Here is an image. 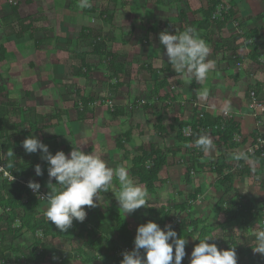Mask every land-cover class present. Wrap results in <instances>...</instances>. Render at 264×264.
<instances>
[{
    "label": "rangeland",
    "instance_id": "374dc122",
    "mask_svg": "<svg viewBox=\"0 0 264 264\" xmlns=\"http://www.w3.org/2000/svg\"><path fill=\"white\" fill-rule=\"evenodd\" d=\"M209 1L90 0L92 6L81 9L78 6L79 0H0V51L2 47L5 49L4 59L0 61V103L10 99L15 106L25 107L26 110L22 117H14L15 122L21 124L18 129L10 132L15 146L5 150L2 145L6 140H0L2 159L8 157L6 154L9 151L15 154L20 150V160L31 161V155L23 148L26 138L35 136L42 142L48 138H57L62 146L69 147V153L75 145L86 154L100 156L113 169L121 166L128 168L131 176V158L136 154L135 149L141 145L149 148L150 143H158L168 155V165L160 175L165 178L161 179L156 192L149 194L151 207L142 206L126 216L113 194L120 189L119 180L114 177L109 191L100 193L101 200L97 201L96 207L84 206L87 211L84 222L99 213L112 226L114 221H111V215L117 213L133 229L135 237L132 248H135L140 225L152 221L161 226L162 216L154 211L163 206L169 215L165 225H171L177 234L181 220L199 223L195 232L193 228L189 230L191 237L185 247L187 255L182 264H190L191 252L200 243L192 237L212 236L214 238L209 243L217 244L221 250H227L230 241L234 239L243 247L244 229L240 225V218L231 214L230 210L234 213L241 198L246 199V203L259 213L264 206L262 174L252 175L245 169L239 170L241 164L236 158L245 155L247 165L257 170L261 167L264 169V165L255 163L250 157L255 153L252 142L244 145L241 151L238 148L223 149L217 140L223 129L217 126L212 130V136L207 135L212 139L214 149L205 154L195 145L180 142L176 131L171 129V125H190L195 113H210L214 116L222 115L226 119L232 118L237 122L244 119L246 127L243 137L250 141L253 133H264V99L262 107L254 108L252 102L247 104L245 97L251 86H259V91L264 92V50L257 45L258 43L260 46L259 42L264 41V0H221L225 5L237 6L240 12L238 22L230 24L225 33L230 41L220 37L221 32L215 29V24L212 26L213 36L204 32L205 37L202 30L194 26L210 47L207 60L214 62V69L203 84L194 79L189 82L187 77L177 74L168 63L166 48L160 43L159 34L163 31L172 34L181 32L184 15L190 23L197 22V18L201 17L199 10L207 8ZM13 7H17L19 19H26L31 26V30L25 32L22 39L7 33L13 28L20 30L17 22L5 21V18L13 14ZM217 13L215 17L219 16ZM140 22H143L141 27ZM240 23L262 31L261 40L254 39V36L238 43L241 35L249 30L247 27L239 28ZM174 26L175 31L171 30ZM32 32L41 41L39 44L31 38ZM144 33H147L146 36ZM9 40L17 46L15 50H10L4 44ZM19 43H22L21 47ZM216 43L225 47L222 45L217 50ZM251 44L254 46L251 49L262 53L258 62L253 57L239 61L236 51L240 52L244 48L247 54ZM96 45L100 47L99 53L94 50ZM152 57L155 60L149 63L148 60ZM80 58L91 65L88 77H77L72 73L73 65ZM116 72L122 76L119 82ZM162 79L168 80V86L158 94L162 97L159 99L156 90ZM78 88L84 89L82 95L93 99L92 112L83 121L79 120L76 110L81 103ZM204 88L208 89L206 98L198 95ZM163 93L170 94L172 99ZM225 105L229 107L228 112L223 111ZM28 108L36 109L37 114L44 118L38 131L30 129L33 122L29 121L31 115ZM25 118L28 119V124L24 122ZM156 122H162L169 131L163 137L154 132L153 125ZM129 130L133 131V135L129 142L126 141L125 150L118 148L117 140L124 141V134ZM258 150L262 151L257 144ZM37 152L44 170L42 176L35 174L36 182L41 185L38 213L45 215L47 202L44 198L51 191L49 164L42 159V151ZM224 155H227L231 163L233 184H222L215 174L203 173L201 169V165L216 162ZM192 162L195 167L192 175L194 183L197 181L202 187L195 199L190 198V194H194L198 186L189 187L185 183L186 169ZM35 167H32L33 172ZM5 172L2 166L0 185L9 177ZM51 183L55 184L56 180L53 178ZM50 224L54 232L58 230L55 225ZM19 225L17 222L14 227ZM5 226L3 221L0 225V244L7 246V260L1 259L0 264L24 262L26 259L23 253L34 264H105L104 260L117 257L116 250L110 249V239L123 243L116 235L110 239L87 237L82 223L74 221L73 227L67 232L50 238L52 253L45 257L47 259H43L40 258L43 249L41 246L35 247L27 230L3 240L2 231ZM203 227L207 231L205 235L201 232ZM259 230L258 224L247 234L254 247V233ZM38 237L43 238L40 233ZM173 251L175 253V249ZM57 252L62 254L58 261L55 260ZM236 252L238 264H249L248 255L242 254L240 250ZM256 253L253 250V254ZM109 262L113 264L111 260Z\"/></svg>",
    "mask_w": 264,
    "mask_h": 264
},
{
    "label": "trees",
    "instance_id": "16d2710c",
    "mask_svg": "<svg viewBox=\"0 0 264 264\" xmlns=\"http://www.w3.org/2000/svg\"><path fill=\"white\" fill-rule=\"evenodd\" d=\"M238 9L239 8L237 6H228L223 4L221 0H210L207 8H202L199 10V12H201V17L197 19V22L192 21V23H190L186 18V15H184L185 19L182 18L183 21L181 23L180 30L181 32H183L188 27L194 28V26H196L200 29H204L205 32H208V35L213 36L214 32L211 29L213 24H215L219 30H223L229 20L237 19L238 14L240 13ZM218 11L219 16L215 17L214 15ZM19 18L20 17L18 16L17 7H13V15H11L9 18H5V21L12 23L17 22L19 24L20 30L16 31L15 29H10L7 31V33H9V35L13 34L21 38L25 32L31 30V26L26 21V19L20 20ZM245 26V24L242 25L243 28H245ZM171 30L175 31V26ZM30 36L35 40L36 44H39L41 42L38 40V38H36L34 32H32ZM254 36H259V30H257L256 28L246 31L245 34L242 35V38L238 40V43H241L243 42V40L250 39ZM212 41L213 40H211V42ZM222 45L223 44L221 43H218V45L216 43L217 50L219 49V47L222 48ZM223 47L225 46L223 45ZM94 50L96 53H99V45H96ZM4 53L5 49L4 47H2L0 51V61L4 59ZM236 53L239 61L244 58V51H236ZM256 53L257 50H253L251 54L254 60L258 62V54L256 56ZM90 72L91 65H89V63L85 59L80 58L79 61H77L73 65L72 73L74 76L88 77ZM116 78L117 82H119L121 81L122 76H120L116 72ZM158 84L160 87L156 90L157 95L162 90H165V88H167L168 80L162 79L158 82ZM260 88L261 87L259 86H251L248 88L246 92V100L248 103H251L253 100L259 103L263 102L264 92L259 91ZM83 90V88H78L77 93L79 95V100L81 103H79L76 108L78 118L82 121L85 120L86 116L92 112L91 104L93 103V99L91 97L82 95ZM252 93H254L255 96H252ZM163 94L167 96V98L172 99L170 94ZM158 98L161 99L162 97L158 95ZM27 110H29V113L31 115V119L29 121L33 122L32 124H30V129L32 131L40 130L38 129V126L42 122H44V118L39 116L36 109L34 108H28ZM195 110L197 111V109ZM25 112L26 110L23 107L15 106L13 104V101L10 99L8 101L0 103V140H6L2 145L5 150H9L15 146L16 143L11 138L10 132L18 129V127L21 126V124H17L15 122L14 117H22ZM195 115L196 116L194 117L190 125H184L183 123L178 125L177 127L171 125V129L176 131V137L180 142H183L185 144H192L197 147L195 141L200 137V135L212 136V130L218 126L222 127L223 129V133L217 138V140L222 144L223 149H235L239 148L245 143H248L249 138L243 137L244 134L241 124L234 119H226L222 115L214 116L210 113H195ZM24 122L28 124V119L25 118ZM153 126L154 132L156 134H159L160 137H163L164 134L169 132L167 128L162 124V122H156ZM186 126L191 127L193 132L191 136L184 135L183 129ZM132 135V130L127 131L124 134V141L120 139L117 140V147L125 150V143L126 141L129 142L131 140ZM262 136L264 135L261 133H253L251 135V142L253 146L257 145L258 138ZM237 137L243 138L242 143L237 140ZM43 143L49 146V151L53 155H55L58 151H64L66 154H68L70 151L69 147L62 146L60 140L57 138L45 139ZM135 150L136 154L131 158V176L136 181V183L145 188L149 194H153L156 192L158 184L162 182L160 175L168 165V155L166 154L164 149L155 142L150 143L149 148L141 145ZM253 152L255 153H252L250 157L255 160V163H261L263 166L264 156L262 154V151L254 150ZM21 153L22 152L19 150L11 157L6 154V156H8L6 159H2L0 153V168L3 166L9 176L7 179H5V182L0 185V210L2 211L0 213V225L3 221H5L6 223L5 230L2 231L3 240H6L12 234L15 235L19 231L27 230L31 234V237L35 242V247L41 246V248L43 249L40 258L47 259L45 257L52 253L50 249V238L60 236L61 232H59V230L54 232V229L50 224L51 222L46 219V216L38 213V208L41 203V199L39 197L41 193L40 189L37 193L28 187L29 181L36 182V172L34 171V173L32 171V167L39 164L43 170V165L39 163L38 152L30 154V159H32L31 161L20 160V157L22 156ZM244 157L245 155L238 159L239 164H241V168L239 170L245 169L246 172H250L251 174H262V177L264 179L263 167L257 170L254 167H251V165H247ZM9 163H11L13 167H7ZM230 167L231 163L230 161H228L227 155L220 156L216 162L214 161L207 165H201L202 172H210L215 174L218 182L222 184H233L234 182L230 174ZM193 170H195V167L194 163L192 162V164H190L186 169L185 183L187 185H191L193 183ZM199 192L200 190L196 189L194 194H190V198L195 199L196 195L199 194ZM262 208L259 213L254 207L246 203V199L241 198V200L236 205L234 213L232 210H230L231 214L235 215V217L240 218V225L244 229L243 239L245 240V242L244 246L240 247V242L237 239L231 240L230 245H228L227 249L234 247L235 250H240L242 254L248 255L249 264H264V254H253L254 244H250V240L247 238V234L249 233V231H251V229L259 224ZM154 212H157V214L162 216L160 227H165L166 222L169 220V215L168 213H166L165 207L162 206L159 210ZM111 221H114V223L111 224L112 226L107 224L105 221V217L98 213L93 217V219H88L86 222H83L82 229L86 230L85 232L87 234V237H107L110 239V237H115L116 235L117 238L123 243L119 244L117 243V241L110 239V243L112 244V247H110L111 250H117L116 248H119L121 245L133 247L135 235L133 229L129 227V224L123 219L122 216L118 215L117 213H113V215H111ZM17 222H19L20 225L19 227L15 228L14 226ZM198 226L199 223L197 221L181 220L179 222L177 237L189 239L191 237V233L189 231L190 228H193V231L195 232V230L198 229ZM201 232L204 235L207 233L205 227L201 229ZM39 233L42 235V239L38 237ZM6 251L7 246H2L0 244V260H7ZM55 254L57 255V258L55 260L58 261V259L62 257V254L60 252H57ZM22 255L26 260L24 262L18 261L15 264H31L32 262V264L35 263L24 253ZM109 260H111L113 264H121L123 258L113 256L112 258L104 260V263L110 264Z\"/></svg>",
    "mask_w": 264,
    "mask_h": 264
},
{
    "label": "clouds",
    "instance_id": "9594fccd",
    "mask_svg": "<svg viewBox=\"0 0 264 264\" xmlns=\"http://www.w3.org/2000/svg\"><path fill=\"white\" fill-rule=\"evenodd\" d=\"M78 6L85 9L92 5L90 0H79ZM159 41L165 46L168 63L177 74L184 75L189 82L194 79L203 84L206 81L214 69V62L207 60L210 47L196 29L188 27L183 32L176 31L175 34L163 31L159 34ZM198 95L206 98L208 89L204 88ZM223 111L228 112L229 107L225 105ZM195 143L205 154L214 149L213 141L207 135H201ZM23 148L29 154L42 151V159L49 164L51 191L44 198L47 202L45 216L61 233L72 228L74 221H85L87 211L84 206L96 207L97 201L101 200L100 193L109 191L114 177L119 180L120 189L113 194L126 216L142 206L151 207L149 193L135 182L126 167L113 169L100 156L86 154L75 145L68 154L58 151L53 155L49 146L35 136L26 138ZM13 154L12 151L7 153L9 157ZM7 167L11 168L13 165L9 163ZM35 172L37 176L43 175L39 164L36 165ZM53 178L56 180L55 184L51 183ZM28 187L38 193L41 185L29 181ZM254 235L256 246L253 250L264 254V229ZM192 238L198 239L200 243L191 252L190 264H238L234 247L221 250L217 244L209 243L214 238L212 236ZM188 243L187 238L177 237V232L171 225H165L162 229L156 222L149 221L138 227L135 248L124 253L121 264H182L187 255L185 247ZM141 249L144 250L143 256L140 254Z\"/></svg>",
    "mask_w": 264,
    "mask_h": 264
},
{
    "label": "crops",
    "instance_id": "0c3cea01",
    "mask_svg": "<svg viewBox=\"0 0 264 264\" xmlns=\"http://www.w3.org/2000/svg\"><path fill=\"white\" fill-rule=\"evenodd\" d=\"M13 12V11H12ZM242 13V12H241ZM152 14V13H151ZM150 14V15H151ZM6 15H8L7 13H6ZM13 15V14H12ZM240 16L238 15V17H237V19H234V20H229L228 22H227V24H226V26L223 28V30H219L218 29V27H216L215 29L216 30H219L220 32H221V35H220V37L222 36V38L225 40V41H230V40H227L228 39V34L226 35L225 33L229 30V27L231 26L230 24H233V23H236V22H238V18H239ZM143 19V18H142ZM197 19H199V18H197ZM139 25H140V27L141 26H143V22L141 23H139ZM242 25L243 24H241L240 23V25H239V28H241L242 27ZM238 26V25H237ZM245 27H247V26H245ZM243 28V27H242ZM249 30H251V29H253V28H255V27H247ZM13 29H15V28H13ZM212 29V28H211ZM200 30H202V33H203V35H204V37H205V30L204 29H200ZM212 31H214L213 29H212ZM143 32V31H142ZM242 32H244V31H242ZM246 32V31H245ZM244 32V33H245ZM243 33V34H244ZM262 31H259V36L258 37H255L254 39H257V40H261L260 39V37L262 36ZM147 34V33H146ZM146 34L144 33V35L146 36ZM9 35V34H8ZM13 35V34H12ZM215 36V35H214ZM242 36V35H241ZM216 37V36H215ZM22 38H24V36L22 37ZM22 38H19V39H22ZM237 42H238V40H237ZM261 45L259 46V44L257 43V45H258V47L260 48L261 47V49H263L264 50V41H260L259 42ZM4 44H6V47L8 48L9 47V49L11 50V49H14L15 50V47L17 48V46L15 45L14 46V43H12L11 42V40H9L8 42H5ZM10 45H12V46H10ZM22 46V43H19V47H21ZM248 47H250V49L251 48H253L254 46H253V44H251V45H249ZM250 49H249V51H250ZM241 50H243L244 52H246V50L243 48V49H241ZM252 51H253V49H251ZM19 51V50H18ZM249 51H248V53L246 54L245 53V55H244V58H247V57H252V54L250 55V53H249ZM252 53V52H251ZM258 54V57L260 56H262L261 54L262 53H260L259 51L256 53V55ZM153 60H155V57H152L150 60H148V62L149 63H153L154 61ZM255 61V60H254ZM11 62V61H10ZM249 88V87H248ZM248 90V89H247ZM247 92V91H246ZM245 97H246V95H245ZM9 99H7V100H5V101H8ZM246 102H247V100H246ZM20 104V103H19ZM247 104H248V102H247ZM22 107V106H21ZM24 109H25V107H23ZM37 111V110H36ZM38 112V111H37ZM240 124H241V126H242V129L243 130H245V120L243 119L242 121H240L239 122ZM247 124V123H246ZM244 134V133H243ZM240 143H242V141H243V138H238L237 139ZM251 141L249 140L248 141V143H250ZM247 143H245V144H243L242 146H240L239 148H238V150H240L241 151V149L243 148V146L244 145H246ZM248 149V148H247ZM204 173V172H203ZM165 175V174H164ZM163 175V176H164ZM161 177V176H160ZM165 178V177H164ZM164 178H162L161 177V179H164ZM193 179H194V177H193ZM193 184V185H192ZM191 185H188L189 187L190 186H194L195 185V188L198 186V188L197 189H199L200 191H201V186L200 185H198V183H197V181H196V184L194 183V180H193V183H192ZM196 190V189H195Z\"/></svg>",
    "mask_w": 264,
    "mask_h": 264
},
{
    "label": "built area",
    "instance_id": "2783aa9c",
    "mask_svg": "<svg viewBox=\"0 0 264 264\" xmlns=\"http://www.w3.org/2000/svg\"><path fill=\"white\" fill-rule=\"evenodd\" d=\"M217 14L219 15V13H217ZM252 96H255V94L252 93ZM251 104H252V106H253L254 108L262 107V104L259 103V102H257V101H255V100H253ZM263 109H264V108H263ZM263 109H262V110H263ZM263 111H264V110H263ZM183 130H184L183 132H184L187 136H191L192 133H193V132H192V129H191L190 126L185 127ZM263 135H264V133H263ZM257 144H258V148L262 149V154H263V156H264V136L258 138V140H257ZM254 150H257V145L255 146V148H253V151H254ZM5 174L7 175V172H5ZM259 227H260V230L264 229V207L262 208V211H261V215H260V219H259ZM133 250H134V248H132V247H128V246H124V245H122V246H120V247L116 250L115 254H116L117 257H119V258H124V253H125V252H131V251H133ZM140 254H141V255L144 254V250H143V249L140 250Z\"/></svg>",
    "mask_w": 264,
    "mask_h": 264
}]
</instances>
